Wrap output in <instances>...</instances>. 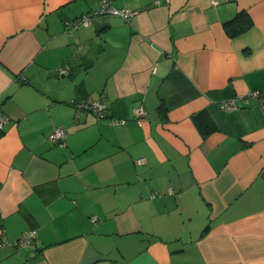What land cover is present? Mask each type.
I'll list each match as a JSON object with an SVG mask.
<instances>
[{
    "label": "crops",
    "instance_id": "1",
    "mask_svg": "<svg viewBox=\"0 0 264 264\" xmlns=\"http://www.w3.org/2000/svg\"><path fill=\"white\" fill-rule=\"evenodd\" d=\"M99 1L0 0V264H264V0Z\"/></svg>",
    "mask_w": 264,
    "mask_h": 264
},
{
    "label": "built area",
    "instance_id": "2",
    "mask_svg": "<svg viewBox=\"0 0 264 264\" xmlns=\"http://www.w3.org/2000/svg\"><path fill=\"white\" fill-rule=\"evenodd\" d=\"M170 0H154V4H160L162 2L168 3ZM212 4H216L218 0H209ZM137 13L136 9L124 7V8H117L111 4L109 0H100L98 7L91 10L90 12L81 15L80 17L67 21L66 25H68L69 32L71 33L74 29L78 28L79 26H88L91 24L94 17L99 15H117L122 17L126 22H129L130 19ZM59 75H66L69 72L68 66H61L57 69ZM250 99H255L258 102H264V91L260 90H252L248 94L243 97V101L248 102ZM77 109L86 110L94 113L96 117L100 118L103 117L104 112L106 110V104L99 100L95 99H81L75 103ZM219 106L223 110H231L238 107L237 103L234 99H228L219 102ZM133 117L135 119H141L145 117L146 110L139 106L134 107L132 110ZM8 117L5 115L0 114V130L4 127L7 123ZM109 122L111 124H122L125 123V119L123 118H110ZM65 137V131L61 127H55L52 132L48 135V139L52 143H60ZM144 158H137L136 162H143ZM94 219V218H93ZM36 237V230L30 229L24 233H22L14 242L15 246H32L34 239Z\"/></svg>",
    "mask_w": 264,
    "mask_h": 264
},
{
    "label": "trees",
    "instance_id": "3",
    "mask_svg": "<svg viewBox=\"0 0 264 264\" xmlns=\"http://www.w3.org/2000/svg\"><path fill=\"white\" fill-rule=\"evenodd\" d=\"M251 23L252 22H251L250 17L248 16V14L242 12V13H239L237 16H235L232 20L226 22L224 24V26H225V29H226L228 34L236 35V34H239L243 31H245L246 29H248L251 26ZM69 28H68V30H69ZM104 114H105V112H104Z\"/></svg>",
    "mask_w": 264,
    "mask_h": 264
}]
</instances>
